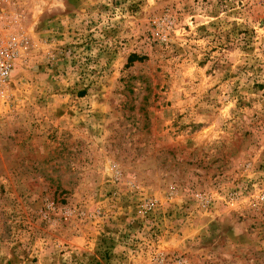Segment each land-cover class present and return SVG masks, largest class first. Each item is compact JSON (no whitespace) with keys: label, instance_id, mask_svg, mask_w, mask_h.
Masks as SVG:
<instances>
[{"label":"rangeland","instance_id":"obj_1","mask_svg":"<svg viewBox=\"0 0 264 264\" xmlns=\"http://www.w3.org/2000/svg\"><path fill=\"white\" fill-rule=\"evenodd\" d=\"M0 29V264H264V0H0Z\"/></svg>","mask_w":264,"mask_h":264},{"label":"built area","instance_id":"obj_2","mask_svg":"<svg viewBox=\"0 0 264 264\" xmlns=\"http://www.w3.org/2000/svg\"><path fill=\"white\" fill-rule=\"evenodd\" d=\"M14 58V43L0 32V96L3 94L13 71Z\"/></svg>","mask_w":264,"mask_h":264},{"label":"trees","instance_id":"obj_3","mask_svg":"<svg viewBox=\"0 0 264 264\" xmlns=\"http://www.w3.org/2000/svg\"><path fill=\"white\" fill-rule=\"evenodd\" d=\"M139 58H137L136 56H134V55H131L130 57H129V59H128V63H132L133 61H136V60H138Z\"/></svg>","mask_w":264,"mask_h":264}]
</instances>
